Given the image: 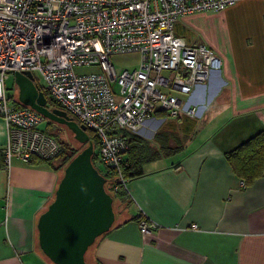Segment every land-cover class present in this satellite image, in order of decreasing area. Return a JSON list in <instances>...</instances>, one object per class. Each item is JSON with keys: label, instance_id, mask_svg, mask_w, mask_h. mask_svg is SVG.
Segmentation results:
<instances>
[{"label": "crops", "instance_id": "crops-1", "mask_svg": "<svg viewBox=\"0 0 264 264\" xmlns=\"http://www.w3.org/2000/svg\"><path fill=\"white\" fill-rule=\"evenodd\" d=\"M173 32L212 49L220 68L190 96L196 115L157 110L125 132L134 136L142 173L128 179L114 206L119 218L88 247L85 262L264 264V166L245 183L226 157L264 130V0L186 14ZM5 143L0 116V264H54L39 247L36 224L61 160L12 155L5 164ZM142 218L157 226L141 232Z\"/></svg>", "mask_w": 264, "mask_h": 264}, {"label": "built area", "instance_id": "built-area-1", "mask_svg": "<svg viewBox=\"0 0 264 264\" xmlns=\"http://www.w3.org/2000/svg\"><path fill=\"white\" fill-rule=\"evenodd\" d=\"M238 0H0V116L6 127L2 161L49 160L60 151L56 137L39 125L44 117L18 106L5 82L14 71H37L48 97L97 137V163L126 188L122 161L125 132H135L157 110L196 115L189 101L220 68V58L202 42L174 34L182 16L221 11ZM137 53V66L116 70L111 57ZM99 70L76 73L74 67ZM34 75V74H33ZM116 81L119 93L111 88ZM185 97V98H184ZM141 232L157 224L142 218ZM191 227H196L192 224Z\"/></svg>", "mask_w": 264, "mask_h": 264}, {"label": "water", "instance_id": "water-1", "mask_svg": "<svg viewBox=\"0 0 264 264\" xmlns=\"http://www.w3.org/2000/svg\"><path fill=\"white\" fill-rule=\"evenodd\" d=\"M12 77L21 104L65 125L77 141L86 143L64 166L54 196L36 224L39 247L50 261L86 264V250L115 220L113 199L104 187L105 177L91 160L93 143L84 124L62 108L48 107L47 98L30 71H14Z\"/></svg>", "mask_w": 264, "mask_h": 264}, {"label": "trees", "instance_id": "trees-1", "mask_svg": "<svg viewBox=\"0 0 264 264\" xmlns=\"http://www.w3.org/2000/svg\"><path fill=\"white\" fill-rule=\"evenodd\" d=\"M34 82L44 92V94L47 98L48 107H59V108H61V106L59 104L52 101L48 97L46 91H44L43 87L38 84V82L36 81L35 78H34ZM15 103L18 106L23 105L17 100V98L15 99ZM69 115L72 116L71 114H69ZM72 117L74 120H76L78 122V120L74 116H72ZM43 122H44V127L42 129L45 130L46 132H48L49 134L53 135L54 137H56L60 143L61 148H60L59 153L56 155V157L61 156V158H60L61 163L59 166L63 169L64 166L67 164V162L78 151H80L86 145V143L79 142L78 146H73L72 144H69V143L65 142L64 140L58 138V136L56 134H53L50 131H48L50 129V127H52L54 121H51L49 119L44 118ZM86 131L89 135L90 140L93 143L94 152L91 156V160H92L93 164L95 165V163H97V159H96L97 157L95 154V149L97 147L98 140H97L96 134L92 130L86 128ZM124 134L128 135V137H127L128 149L126 151V152H128V155L125 159H123L121 169H122L123 176L125 178L129 179V178H132L134 176L140 175L142 173V168H141V163L139 161V158L136 156L135 151L133 149L134 136H132L131 134H128V133H124ZM65 146L69 147V152L65 151V149H64ZM226 157H227L228 161L230 162L233 171L245 183H250L253 180H255V178H257L261 174L263 166H264V130H261V131L255 133L250 138H248L246 141L240 143L235 148L229 150L226 153ZM30 161H43V160L33 159ZM99 172L105 177L104 187H105L106 191L109 192L112 196L113 208H114V204H115L114 202H116V200H118V199H121V200L124 199V197L126 195V190L123 187H119L117 190H113L110 187V185L112 183L116 182V178L113 176L112 171L107 169V170H102V171L99 170Z\"/></svg>", "mask_w": 264, "mask_h": 264}, {"label": "rangeland", "instance_id": "rangeland-1", "mask_svg": "<svg viewBox=\"0 0 264 264\" xmlns=\"http://www.w3.org/2000/svg\"><path fill=\"white\" fill-rule=\"evenodd\" d=\"M111 61L114 63V65L116 67V70H118V71L120 69H122V68H133V67L137 66L138 55L135 52H133V53H124V54H116V55L111 57ZM98 70H99V67L96 66V65H82V66L74 67V71L76 73H89V72H96ZM33 74H34V78L36 79L38 84L42 86L43 82H42V79H41L40 75L38 74V72L34 71ZM5 84H6L7 93L10 96L9 102L11 103L12 100L17 98V87L14 84L12 74L7 79ZM110 85H111V88L114 91V93L118 94L119 93V85L117 84V82L116 81H111ZM43 124H44V122H42L40 124V126L43 127L42 126ZM48 131H50L53 134H56L58 136V138L64 140L65 142H67L69 144H72L73 146H78L79 145V141H77L73 137L72 132H70L66 128V126H64L63 124L54 122L52 127H50V129ZM64 149H65L66 152H69V147L68 146H65ZM60 158H61V156H58L55 159H60ZM95 165H96V167L99 170L102 171V167H101V165L99 163H95ZM114 206H115V204H114ZM114 209L116 210L115 207H114ZM118 218H119V213L116 212L115 213V220H117ZM87 252H85L86 255H87Z\"/></svg>", "mask_w": 264, "mask_h": 264}]
</instances>
